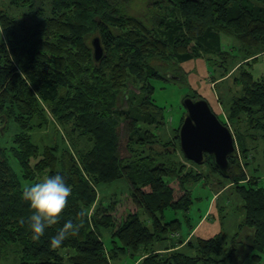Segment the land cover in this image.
Masks as SVG:
<instances>
[{
  "label": "trees",
  "instance_id": "1",
  "mask_svg": "<svg viewBox=\"0 0 264 264\" xmlns=\"http://www.w3.org/2000/svg\"><path fill=\"white\" fill-rule=\"evenodd\" d=\"M152 5L159 14L151 20L131 15L126 0H11L0 7V119L21 129L13 145H0V257L13 245L20 249L17 264H113L127 255L137 257L136 264H264V188L240 163L255 139L262 141L264 158V75L255 78L250 70L264 54V0ZM223 35L236 38L242 53L225 49ZM95 37L104 48L99 62ZM228 55L232 59L224 61ZM203 56L218 67L217 80L238 72L234 83L240 89L231 87L224 101L231 126L218 117L233 128L239 156L230 158V178L221 175L212 156L205 163L221 176L220 189L228 182L243 202L244 219L231 243L223 231L186 241L195 228L192 187L203 176L180 160V127L165 141L162 109L153 99V81L186 83L181 64ZM159 61L174 73L166 76ZM188 97L203 98L196 92ZM46 113L63 128L69 147L55 143L41 150L33 142L31 124L46 121ZM157 144L163 149L155 156L137 154ZM56 173L66 177L72 195L58 224L33 241L22 190ZM120 180L129 184L128 193L107 205L99 201L98 188ZM82 209L84 217L78 215ZM143 211L147 220L141 219ZM168 211L174 213L170 220ZM68 219L80 223L79 231L61 249H51L49 237ZM104 230L111 232L110 248ZM177 233L179 239L172 237Z\"/></svg>",
  "mask_w": 264,
  "mask_h": 264
},
{
  "label": "rangeland",
  "instance_id": "2",
  "mask_svg": "<svg viewBox=\"0 0 264 264\" xmlns=\"http://www.w3.org/2000/svg\"><path fill=\"white\" fill-rule=\"evenodd\" d=\"M10 1L11 0H0V7L9 4ZM154 1L156 2L157 0H126V2L129 4L131 15L139 16L144 19L146 17L149 20L153 19L159 14L156 6L152 5ZM222 40L225 49L229 50L232 54L239 55L242 53L241 44L236 38L223 35ZM215 58L220 61L219 56L216 55ZM229 59H232V56L228 55L224 61ZM156 64L166 76L174 73V68L169 69L168 63L159 61ZM181 66L186 73V83L165 79L153 81V85L155 87L153 99L155 104L162 109V116L165 122L164 125L160 126L161 130L163 131L162 134L165 141L174 136V130L179 128L182 124V120L186 112L183 106L184 99L188 97V95L195 94V92L198 94L202 93L207 97L209 96V93L212 94V92L209 90V87L217 95V102L221 107H219L215 113L230 125L224 101L226 102L230 98L228 94L231 87L235 92L236 90L240 89V87L234 83V75L238 74V72L233 71L229 78L223 82H217L215 87H211V83L219 81L217 79L220 72L218 67L207 60L206 56H203V58L200 59H193L183 62ZM250 70L255 78H260L264 75V54L261 55L257 61L253 62ZM31 126V130H29L28 133H30L33 142L36 143L41 150L44 146H51L55 143H59L61 148L65 146L69 147L71 142L69 137L49 113H46V121H40L39 119H36L33 121ZM243 129L246 130V127ZM231 130L234 133L233 128H231ZM156 131L157 129H154V132ZM246 131V134L250 132L254 133L248 129ZM20 132L21 129L15 122H10L6 127L3 120L0 119V145L10 147L13 145L14 137ZM82 145L83 142L79 144L81 147ZM84 145L87 144L85 143ZM121 146L123 148L122 154L127 155L128 153L126 151L125 134H122ZM249 146L251 151H249L250 154L248 155V159H245L243 155L240 154V163L245 169L247 176L250 177L251 172L257 174V176L260 178V186L264 188V158L261 151L263 147L262 141L255 139V141L250 143ZM162 149L163 148L157 144L153 145V150L147 149L146 152L142 154L140 152L143 149L140 148V152H137V154H139L140 157H142V155L146 156L149 154L155 156V153L160 152ZM180 160L188 165V170L193 169L194 172L200 173L203 176L202 181L192 187L194 204L189 211L192 222L197 223L199 217L203 216L204 214L208 216L212 210V207H214L217 215V221L219 224H221L219 232L223 231L227 240L231 243L233 241L234 235L239 232V226L244 219V212L242 209L243 202L236 189L226 181V188L223 190L220 189L219 182L221 181V176L215 171L213 172L208 164L197 165L194 162L186 159L184 156L182 157L181 154ZM246 161H251V166L249 168L246 167ZM11 162L14 169L19 171V166L16 163V160L11 159ZM255 168L258 169L257 172L254 171ZM129 187V184L123 180L109 185H101L98 188L99 201L103 199V202L105 205H107L114 198L122 199V197L125 196V194H127L130 190ZM216 205H218V208ZM220 207L223 209L222 212L219 211ZM184 215L185 214L183 212H179L177 217L183 219V225L186 227L187 224L185 222ZM172 217H174V213L168 211L167 220H170ZM147 218V214L144 211L141 212V219L147 220ZM182 233H185V228L182 230ZM179 237L180 234L175 236V239H179ZM103 240L105 241L106 246L110 248L112 241L110 231L104 230ZM19 250L20 249L17 246H9L8 249H6L1 255L0 264H17L20 259ZM136 258L134 259L130 255L123 256L120 259L113 261V264H136Z\"/></svg>",
  "mask_w": 264,
  "mask_h": 264
},
{
  "label": "water",
  "instance_id": "3",
  "mask_svg": "<svg viewBox=\"0 0 264 264\" xmlns=\"http://www.w3.org/2000/svg\"><path fill=\"white\" fill-rule=\"evenodd\" d=\"M92 45L94 58L99 62L104 55L100 38L95 37ZM183 106L186 112L178 137L185 158L197 165H204L206 155H210L221 175L230 178V158L239 156L231 128L219 119L205 98L186 97Z\"/></svg>",
  "mask_w": 264,
  "mask_h": 264
},
{
  "label": "clouds",
  "instance_id": "4",
  "mask_svg": "<svg viewBox=\"0 0 264 264\" xmlns=\"http://www.w3.org/2000/svg\"><path fill=\"white\" fill-rule=\"evenodd\" d=\"M72 191L66 177L60 173L44 175L23 188L21 198L31 210L27 224L33 241H40L50 226L58 224ZM87 214L84 209L78 213L80 217ZM79 228L80 223L72 219L66 220L49 237V247L53 250L61 249L65 241L75 235Z\"/></svg>",
  "mask_w": 264,
  "mask_h": 264
},
{
  "label": "crops",
  "instance_id": "5",
  "mask_svg": "<svg viewBox=\"0 0 264 264\" xmlns=\"http://www.w3.org/2000/svg\"><path fill=\"white\" fill-rule=\"evenodd\" d=\"M221 81H223V80H219L217 82H221ZM217 82L211 83V87H215ZM209 90L212 92V94L209 93V96H207V97L202 93H200V94L209 102L213 111L216 112L217 109H219V107H220V104L217 102L218 97L212 91V89L210 87H209ZM216 206L218 208V205H216ZM193 224H194L195 228H194V230L191 231V233L189 235H187L186 241H188L191 238H195V237L209 238V237H212V236L221 232V231L219 232V230L221 228V224H219V222L217 221V215H216V211H215L214 207H212V210L210 211L208 216H206V214H204L203 216H200L198 222L193 223ZM179 234L181 237L182 233H177V234L173 235L172 237L175 238V236H178ZM163 248H164V246H161V245L157 246V249H163Z\"/></svg>",
  "mask_w": 264,
  "mask_h": 264
}]
</instances>
